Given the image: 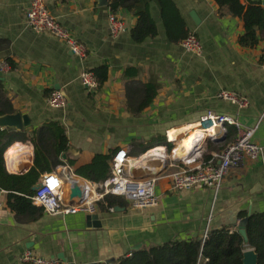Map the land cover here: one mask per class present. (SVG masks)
I'll return each mask as SVG.
<instances>
[{"label": "crops", "instance_id": "obj_1", "mask_svg": "<svg viewBox=\"0 0 264 264\" xmlns=\"http://www.w3.org/2000/svg\"><path fill=\"white\" fill-rule=\"evenodd\" d=\"M172 1L187 31L199 39L201 55L187 54L180 41L168 40L157 0H141L132 8L115 11L108 5L110 0L102 6L98 0H46L50 14L85 46L82 58L61 41L34 33L27 26L24 13L30 0H0V60L11 65L10 71H0V118L9 114L28 118L21 128L0 122V129L15 132L14 139L24 141L13 142L2 153L6 172L25 174L33 168L36 145L38 158H45L51 167L38 170V180L42 173L58 171L62 165V175L74 176L85 186L88 179L73 170L89 163L94 154L113 155L124 148L138 156L157 147L153 151L170 148L169 157L174 158L176 143L167 142L165 131L193 126L208 111L230 115L244 126L257 125L253 138L262 148L261 155L231 169L217 190L172 189L168 177L157 174L165 161L149 159L133 175H156L153 188L158 204L139 210L112 195L116 202L108 207L106 195L96 203L94 212L99 227L87 226L85 217L90 213L48 215L33 202L32 208L16 214L7 205L8 191L1 189L0 264H23L19 256L26 249L42 256L60 255L66 261L58 259L65 264H110L142 246L202 238L211 228L237 230L243 216L264 212V118L259 121L264 110V28L256 29V45L243 46L238 41L244 33L241 18L215 0ZM258 3L264 8V0ZM146 7L156 32L135 42L131 29L139 10ZM111 13L123 24L116 35L109 30ZM100 64L107 68V79L96 89H88L80 74ZM146 83L155 84L156 93L138 109L141 86ZM53 89L66 96L63 108L46 103ZM221 89L248 97L249 104L239 108L216 98ZM53 122L63 128L67 138V150L59 154L54 153L55 134L49 126ZM224 128L219 139L204 143L203 161L218 163L217 155L235 138V126L225 124ZM197 144L200 140L192 141L189 149ZM12 145L16 149L8 152Z\"/></svg>", "mask_w": 264, "mask_h": 264}, {"label": "built area", "instance_id": "obj_2", "mask_svg": "<svg viewBox=\"0 0 264 264\" xmlns=\"http://www.w3.org/2000/svg\"><path fill=\"white\" fill-rule=\"evenodd\" d=\"M45 1L30 0L24 13L27 26L34 33L48 34L61 41L73 55L84 57L86 55L85 46L77 41L68 28L63 27L50 14L45 6ZM122 29L123 24L116 14H109L111 35H116ZM179 44L185 53L201 55V43L193 31H188ZM262 66L264 67V58ZM10 69L11 65L8 61L0 60V71L8 72ZM80 79L88 89L97 88L98 83L92 71L81 72ZM215 97L239 108L246 107L249 104L248 97L225 89L217 91ZM66 101V96L57 89H53L46 98V103L55 109L63 108L66 105ZM262 118H264V110L259 117V121ZM225 124L235 126V138L227 143L217 155L219 157L218 163L203 161L201 159V151L204 143L219 139L225 133ZM206 125H210L213 128L215 135L202 139V143L181 158H170L167 149L162 148L161 150L153 151L157 147H152L145 151L152 150L149 155L141 159L139 156L128 154L126 149L119 148L111 157L109 176L101 182L93 183L87 180L85 186L83 185L84 193L82 198L73 202L67 197L68 183L78 178L65 173L62 175L56 170L42 173L35 184L33 194L30 196L31 202L41 207L48 215H64L77 212L92 214L96 211V203L101 201L106 195L122 197L133 208L139 210L155 207L158 204V197L153 188L156 175L146 178H137L133 175L134 169L142 167L152 158H160L165 161V164L159 168L157 174L166 175L172 189L209 187L217 190L223 178L231 169L240 167L246 160L254 161L258 159L262 148L253 138L257 125L244 126L230 115L217 114L212 111L200 116L195 125L190 126L188 129L185 128L181 131L167 129L165 137L167 142L175 144L177 138L185 134L189 129L193 127L204 129ZM87 193L88 197H86ZM206 236L207 231L203 233L202 239L204 240ZM19 261L23 264H65L56 257L38 255L29 249L24 250L20 254Z\"/></svg>", "mask_w": 264, "mask_h": 264}, {"label": "trees", "instance_id": "obj_3", "mask_svg": "<svg viewBox=\"0 0 264 264\" xmlns=\"http://www.w3.org/2000/svg\"><path fill=\"white\" fill-rule=\"evenodd\" d=\"M141 0H110L108 3L112 11L119 7L132 8ZM160 15L167 29V38L170 42L178 43L188 31L172 0H157ZM220 7H226L232 15L241 18L244 33L239 36V44L252 47L257 44L256 29L264 28V8L258 2L245 0H215ZM139 18L131 29V37L135 42H141L153 37L156 32L154 20L151 18L147 7L138 12ZM97 83L100 85L107 79L105 65H97L91 70ZM142 98L138 109L145 107L156 93L155 84H143L141 86ZM50 128L55 134L54 153L59 154L67 150V138L63 128L58 123H50ZM16 133H8L7 129H0V190L8 191L7 205L16 214L24 213L32 208L28 196L33 194L31 186L38 180L39 171L50 170L48 161L38 158L35 146L34 167L25 174H12L6 172L2 153L15 141ZM34 144V141L31 140ZM12 145L9 151L15 150ZM141 154V153H140ZM112 154H94L87 164H82L73 170L77 176L86 178L92 182L104 181L110 174L109 160ZM69 164L74 161L68 159ZM39 170V171H38ZM112 195L105 197L106 206L112 207L116 200ZM244 217V216H243ZM245 232L248 246L257 254L258 264H264V212L249 214L245 223ZM242 236L237 230L229 231L226 228H211L207 236L189 240L172 239L161 244L142 246L133 249L129 254L121 256L115 263L110 264H241L242 251L244 249ZM105 264V263H99Z\"/></svg>", "mask_w": 264, "mask_h": 264}, {"label": "water", "instance_id": "obj_4", "mask_svg": "<svg viewBox=\"0 0 264 264\" xmlns=\"http://www.w3.org/2000/svg\"><path fill=\"white\" fill-rule=\"evenodd\" d=\"M108 0H98L99 5H106ZM253 2H258L260 0H251ZM192 16L193 20L197 22V19L194 15L193 12L190 13ZM4 122L5 125L11 126V127H17L21 128L23 124L28 123V118L25 115H18V114H9L5 115L0 118V122ZM34 188V187H33ZM67 194H68V199L73 202L77 199H81L83 196V186L79 179H76L75 181H71L68 183V189H67ZM119 208V207H115ZM249 214L246 217L241 218L238 221L237 225V231L238 233L242 236L243 242H244V248L242 251V259H241V264H258V259H257V254L255 253L254 249L249 247L247 242V235L245 232V223L247 221ZM86 224L87 226H93V227H99L100 226V221L98 220V215L97 214H87L86 215ZM58 258L63 259L60 255H57ZM64 260V259H63ZM66 261V260H64ZM113 261V259L111 260ZM107 261V262H111ZM67 264H75L74 262H68ZM82 264H97L96 262H89V263H82Z\"/></svg>", "mask_w": 264, "mask_h": 264}, {"label": "bare ground", "instance_id": "obj_5", "mask_svg": "<svg viewBox=\"0 0 264 264\" xmlns=\"http://www.w3.org/2000/svg\"><path fill=\"white\" fill-rule=\"evenodd\" d=\"M186 128L188 129L190 127H186ZM188 132H189V134H188ZM211 135H215V132L210 125H206V127L204 129H201L199 127H193L191 129H189L185 134H183L177 138L176 145L173 149V153L175 155L174 157H180V158L184 157V155H186V153H190L191 151H193L198 146V144H197V145H195L189 149V145L191 144L192 141L198 142L200 140V143H201L202 139H204V137H208ZM150 151L142 153L138 156L141 159L145 158L148 156L146 154ZM57 170L60 173L64 172V166H62V165L58 166ZM245 248H247V247H245Z\"/></svg>", "mask_w": 264, "mask_h": 264}, {"label": "rangeland", "instance_id": "obj_6", "mask_svg": "<svg viewBox=\"0 0 264 264\" xmlns=\"http://www.w3.org/2000/svg\"><path fill=\"white\" fill-rule=\"evenodd\" d=\"M188 134H189V132H188ZM188 134H187V135H188ZM167 153H168V155L170 154V148L168 149Z\"/></svg>", "mask_w": 264, "mask_h": 264}]
</instances>
